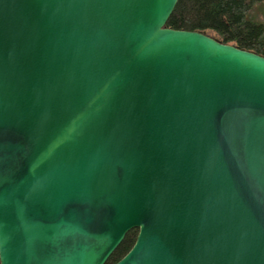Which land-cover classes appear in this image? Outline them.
Segmentation results:
<instances>
[{"label": "water", "instance_id": "1", "mask_svg": "<svg viewBox=\"0 0 264 264\" xmlns=\"http://www.w3.org/2000/svg\"><path fill=\"white\" fill-rule=\"evenodd\" d=\"M177 0H0V264H264V56Z\"/></svg>", "mask_w": 264, "mask_h": 264}, {"label": "trees", "instance_id": "2", "mask_svg": "<svg viewBox=\"0 0 264 264\" xmlns=\"http://www.w3.org/2000/svg\"><path fill=\"white\" fill-rule=\"evenodd\" d=\"M167 27L199 31L216 40L264 56V0H177ZM130 229L105 264H114L133 245Z\"/></svg>", "mask_w": 264, "mask_h": 264}]
</instances>
